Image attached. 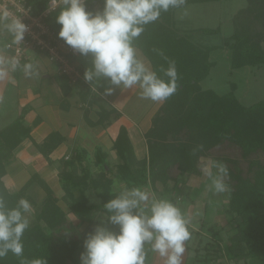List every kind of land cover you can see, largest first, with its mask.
Returning <instances> with one entry per match:
<instances>
[{
    "label": "trees",
    "instance_id": "obj_1",
    "mask_svg": "<svg viewBox=\"0 0 264 264\" xmlns=\"http://www.w3.org/2000/svg\"><path fill=\"white\" fill-rule=\"evenodd\" d=\"M48 1L28 0L35 13L42 12ZM98 3L104 6V0H86V10L96 12L92 8ZM58 11L59 8L51 18L57 33L61 27L55 19ZM241 11L249 15L252 22L256 21L260 29L255 31L251 22L247 21L229 36L234 68L264 63V0H248L247 7ZM173 23L172 11L162 12L159 19L146 25L141 36L134 40L158 75L163 76L160 69L167 68L169 60L175 61L179 87L173 96L164 101L153 119L152 128L146 133L150 139L147 159H135L127 129L122 127L116 145L123 163L117 167L116 175L126 182L128 188L149 184L155 186L157 181H161L165 190L171 192L180 183L177 173H170L175 164L181 166L178 169L180 176L185 171L202 178L203 165L200 161L203 156L211 155L220 148L238 151L247 161L245 170L240 160L217 155V161L226 164L229 170L226 183L230 190V211L234 215L232 227L235 233L229 243L221 245L220 229L213 224L206 225L212 240L202 246V256H198L192 264L217 262L221 256L228 260L252 257L264 263V163L256 156L260 151L264 153V100L246 106L237 100L235 87L225 94L203 89L200 82L208 77L215 63L210 54L216 46L192 42L187 35H179ZM219 30V27L202 29L207 34ZM59 78L63 91L69 93L72 84L63 76ZM7 129L0 134V196L12 208L21 198L31 201L23 189L10 193L2 180L10 148L18 143L12 132L15 128ZM199 146L202 148L196 150ZM170 180H175L172 187L169 186ZM87 182H84V190L80 188L79 202L70 206L71 211L79 216V223H71L68 213L50 194L40 205L35 221L30 223L22 236L23 256L17 257L9 252L0 264H22V261L35 259H44L46 264H76L74 255L82 242L80 223L86 222V215L93 209L85 188L98 189L105 200L119 194L112 189L113 179L103 174ZM68 191L69 183L64 198ZM43 221L47 229L42 225ZM87 227L90 228V224ZM61 228H67L68 232L64 233ZM198 252L202 251L196 250L195 256Z\"/></svg>",
    "mask_w": 264,
    "mask_h": 264
},
{
    "label": "clouds",
    "instance_id": "obj_2",
    "mask_svg": "<svg viewBox=\"0 0 264 264\" xmlns=\"http://www.w3.org/2000/svg\"><path fill=\"white\" fill-rule=\"evenodd\" d=\"M184 3L185 0H104L103 9L92 12L86 10L85 0H60L55 17L61 26L58 36L82 56L91 57L84 80L90 87L94 85L95 91L106 80L110 86L104 88L105 96L111 95L115 88L138 86L142 98L162 103L179 87L175 61L169 60L167 68L161 67L163 76H160L139 56L133 41L162 12L180 8ZM4 29L11 35V43L0 47V80L18 69L26 76L38 75L34 64L22 65L17 56L2 54L3 50L20 45L27 31V25L6 8L0 9V30ZM201 170L211 180L215 192L228 190L226 164L209 159ZM103 207L108 213L107 221L118 226V230L106 227L103 220L97 224L84 240L81 264H145L146 245L164 257L165 264H182L185 242L191 238L190 220L172 201L157 198L139 187H123ZM32 213L27 199L21 198L15 207L9 208L0 196V261L9 252L23 256L22 236L30 226ZM22 264H46V261L35 259Z\"/></svg>",
    "mask_w": 264,
    "mask_h": 264
},
{
    "label": "crops",
    "instance_id": "obj_3",
    "mask_svg": "<svg viewBox=\"0 0 264 264\" xmlns=\"http://www.w3.org/2000/svg\"><path fill=\"white\" fill-rule=\"evenodd\" d=\"M10 43L11 35L6 29L0 30V47ZM136 50L152 69L142 50L138 47ZM2 54L12 56L13 52L9 48ZM73 62L83 79L72 84L69 93L63 91L56 65L46 54L35 50H28L21 64H34L38 75L26 76L18 69L0 80V119L4 121L0 134L7 128H15L12 132L14 140H18L11 146L10 158L5 163L2 180L7 190L16 193L23 189L35 206L42 205L50 194L54 195L57 204L69 216L72 212L70 199L81 195L79 174L88 175L86 181L101 174L110 177L112 189L117 192L127 187L116 175L117 167L123 163L116 145L120 131L122 127L127 129L135 159H147L149 140L146 133L164 103L142 98L138 86L115 88L111 95L105 96L104 88L110 86L108 82L105 80L104 88L95 91L84 80L85 68L78 61ZM198 178L202 182L206 179L204 175ZM67 182L71 190L64 198ZM146 186L154 190L151 184L139 188L148 191ZM179 187L188 192L191 189L189 183L184 182H180ZM188 259L190 253L187 251L182 264H192ZM158 260L165 264V258L154 252L151 264Z\"/></svg>",
    "mask_w": 264,
    "mask_h": 264
},
{
    "label": "rangeland",
    "instance_id": "obj_4",
    "mask_svg": "<svg viewBox=\"0 0 264 264\" xmlns=\"http://www.w3.org/2000/svg\"><path fill=\"white\" fill-rule=\"evenodd\" d=\"M247 5L248 0H185L182 7L170 8L169 10L173 13V28L179 35H187L192 42L202 46H216V49L210 54L211 60L215 63L212 66L208 77L200 82L202 88L212 89L218 94H225L235 87L237 100L243 105L251 106L264 100V63L259 65H245L238 68L232 67V50L228 43L229 36H231L237 28H240L241 23L249 21L251 22V26L256 29L255 31L260 29L259 24H257L256 21L252 22L251 17L241 11L242 9L245 10ZM103 7L102 4L98 3L92 9L95 11H101ZM217 27H219L220 30L214 34H207L202 31L203 28L215 29ZM229 40L232 41L231 38ZM134 46L137 48V45L134 44ZM262 46L264 47V43ZM73 60L78 61L85 69L91 66V57L82 56L79 52L73 56ZM104 81L105 80L101 81L102 86H100V88H104ZM92 87L95 88L94 85ZM138 99L139 97H136V100ZM2 124H4V121L0 119V125ZM148 140L150 142V139ZM217 155L220 157L225 156L236 158L240 160L241 166L244 170L247 168V161L242 159L238 151H234L231 148L222 150L220 148L211 155L203 156L200 163L203 165V163L209 159L217 161V158H219ZM256 156L260 158L262 163H264V153L260 151ZM9 158L10 156L7 159ZM180 167V164H175L170 173L173 175L177 173L180 178L179 182H184L185 184L189 183L191 187L189 192L186 189L180 188L179 185L174 190L170 189L171 192L166 191L164 183L161 181L156 182L154 190L151 188L149 189V186L146 187L148 190L147 192L150 193V195H155L157 198H165L172 201L190 220L188 227L191 233V238L185 242V252L188 251V253H190V259H188L187 262L194 263L196 258H198V256L200 258L204 252L202 246L212 240V237L206 230V225L213 224L219 228L223 240L221 245H226L230 242V237L235 233V229L232 227V217L234 215L230 211L229 188L223 193H217L211 187V180L207 178L202 182L198 176H191L185 171L180 176L178 173ZM184 168L186 169L187 167L184 165ZM79 175V188H83L84 190L88 175H85L84 173ZM226 178L227 176L225 177V181ZM174 181L175 180H170L169 186L172 187L175 184ZM87 190L88 189L85 188V192ZM95 192L98 194L96 195ZM68 193H70V191H68ZM86 194L93 209H91L86 215V222L80 223L82 242L80 248L74 255L76 264H81L80 255L84 251V240L87 234L92 232L97 224L101 223L103 220L106 227L118 230V226L112 225L107 221L108 213L104 210V207H102V205L112 197H108L106 200L103 199L99 195L98 189L96 191L94 189H89ZM79 199V196L75 198L72 197L70 199V205L73 206L72 204ZM31 205L33 207V213L30 216V223H33L37 217L40 206H35L34 204ZM69 219L73 224L80 222L79 216L73 211L71 212ZM88 224H90V228L87 227ZM42 225L47 229V225L44 221L42 222ZM55 230L60 231L58 228ZM62 230L64 233L68 232L67 228H61V231ZM196 250L202 252H198L197 256H195ZM153 254L154 252L150 250V246L146 245L145 264H151L150 260ZM158 261L154 264H160V261ZM218 261L222 262V264H264L256 261L252 257L243 260H228L224 256H221ZM219 262L216 263L219 264Z\"/></svg>",
    "mask_w": 264,
    "mask_h": 264
},
{
    "label": "built area",
    "instance_id": "obj_5",
    "mask_svg": "<svg viewBox=\"0 0 264 264\" xmlns=\"http://www.w3.org/2000/svg\"><path fill=\"white\" fill-rule=\"evenodd\" d=\"M59 5L60 0H49L42 12L35 13L28 0H0V9H8L27 25L22 43L11 47L13 55L22 61L28 50L44 53L56 65L58 75L74 85L83 79L80 69L73 62L77 51L59 38L51 21Z\"/></svg>",
    "mask_w": 264,
    "mask_h": 264
}]
</instances>
